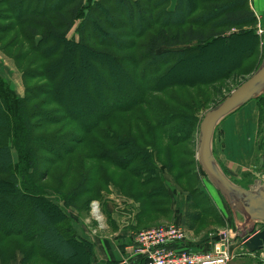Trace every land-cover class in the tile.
Returning <instances> with one entry per match:
<instances>
[{
  "label": "trees",
  "instance_id": "16d2710c",
  "mask_svg": "<svg viewBox=\"0 0 264 264\" xmlns=\"http://www.w3.org/2000/svg\"><path fill=\"white\" fill-rule=\"evenodd\" d=\"M6 21L13 22L7 29L19 33L18 44L21 38L39 57L34 63L39 67L23 70L18 62L24 55L12 57L21 72L23 97L0 79L1 264H25L30 259L93 264V244L73 231L69 224L75 220L47 198L48 191L57 194L64 198L65 209L80 215L85 210L75 205L80 197L101 198L103 191L91 192V184L86 186L90 182L81 174L85 162L79 168L84 180L70 185L67 196L35 180L42 152L51 155L52 166L71 153L70 145H89L95 159L115 167L117 176H127L120 179L121 185L111 181L122 196L138 204L136 232L148 229L139 227L143 218L174 217L176 191L187 195L184 226L189 231L209 218L212 226H225L222 213L200 188L204 184L196 149L182 153L185 143L196 148L193 136L199 119L193 114L196 107L177 89L229 83L259 68L264 35H258L251 0H0V30ZM74 29L77 35L71 38ZM33 80L46 84L29 87ZM41 97L43 107L49 104L51 111L32 105ZM255 102L262 153L264 95ZM38 118L53 129L50 134L36 135L38 124L33 121ZM60 126L62 130H55ZM71 127L74 130L65 133ZM76 166L71 164L67 176L75 174ZM66 183L65 178L60 186ZM129 186L135 197L128 193ZM14 238L32 244L33 250L10 252L2 247Z\"/></svg>",
  "mask_w": 264,
  "mask_h": 264
},
{
  "label": "rangeland",
  "instance_id": "374dc122",
  "mask_svg": "<svg viewBox=\"0 0 264 264\" xmlns=\"http://www.w3.org/2000/svg\"><path fill=\"white\" fill-rule=\"evenodd\" d=\"M96 1H99V0H96ZM173 1H175V0H172V2ZM251 4L253 5V8L256 10V12L260 16L264 17V0H251ZM87 5H88V1H87ZM9 24H13V22L12 21L3 22V26L1 28L2 30H0V50H1L0 51V79H5V80L9 81L12 88L15 90L16 94L19 97H23L25 92H24V86H23V82H22L21 72L18 70V68H16L15 63L11 59H12V57L17 56L18 53H21L22 55H24V58L20 59V61L18 62V67H20L23 70H26V69L35 70L36 68L39 67V65L34 64V63L38 60L39 57L35 53H33L32 51H29V49L27 48L26 42L21 40V38H20V44H18L19 33L17 31H15L16 29H7ZM75 35H77L76 29H74L70 33L69 37L72 38ZM4 50H5V52H4ZM263 62H264V55H263L261 65L250 76L243 77V78L242 77H236L235 80H232L229 83L228 82L227 83L221 82V83H218L214 86H210L209 88H207V87H196L192 90H190V89H177L178 90L177 93L183 98V100L185 102L189 103L193 107L194 106L196 107V108L194 107L195 110H193V114L195 115V117L197 116V118L199 119V125L198 126H200V123H201L204 115H206L207 112L218 107L221 103H223V101L228 96H230V94L233 91H235L239 87V86L236 87L235 84H238V83L243 84L244 82H246L247 80L252 78L258 72V70L262 66ZM190 67L191 66H189L188 68H190ZM183 73H184V71H183ZM44 84H46L45 81H39V80H33V81L28 82L29 87H38V86L41 87ZM262 96H260V97H262ZM38 100H39L38 102H32V105L40 104L41 109H43L45 112L51 111V105L48 106L49 104H45L44 107L42 105V103L45 100V97H41ZM166 102H168V101H166ZM254 102H255V100L251 101L250 103L252 104ZM247 105L244 106L241 110L246 109ZM241 110L237 111L235 114H237ZM235 114L231 115L230 118L233 117ZM165 116H167V115H165ZM44 122H45L44 119L41 120V118H38L37 120L33 121V123L38 124V127L36 129V133H37L36 135L45 134L46 132H48L50 134V132H52L53 129L51 130V127L47 124L44 125ZM40 127H43V128H40ZM126 127H128V126H126ZM55 130H62V126L56 127ZM73 130H74V128L71 127L70 129L66 130L65 133L71 132ZM217 131H220V130L218 129ZM198 138H199V127H198V130H197L195 137L193 136L194 145H196V148L191 146L192 142H189L188 144L185 143L183 148H182V153L183 154L184 153L185 154H193L194 150L196 149L195 152H196V159H197ZM189 140H192V137ZM261 141H263V140H261ZM80 144H82V143H80ZM159 144L163 145L165 143H162L160 141ZM69 147L73 148L72 150H70L71 153L62 157L61 160H58V161L56 160L52 166H51V162L49 160V158H51V155H49L48 153L42 152V154L40 156L42 158V165L40 166L39 174L36 175L35 180H38L37 181L38 185H41V186L43 185V187L46 189L57 190L60 193H62L63 195L67 196V192H68V190H70V185H78L81 183V180H84L83 178L80 177L79 168H81L80 167L81 164L83 162H85V165L83 168L88 173H85L86 171H84L81 174H86V176L88 178L87 182H90L89 185H86L87 188H89V186L91 184V188H93L91 192H96V189H98L100 191H103V193L101 195V198H98V199H95V195L93 197L92 194L84 195V196L80 197L79 200L76 201L75 205L76 206H82L83 208H85V210L82 211L83 215L80 216V214L77 210L72 209V208L69 209L71 213H74V212L77 213L79 216L76 214H74V216H76L77 218L80 219L79 221H74V222L70 223L69 227H71V229L73 231H75L77 234H79V231H78V229H79L83 233L85 231H87L89 237L94 236L95 238L100 239L101 236H105L106 234H108L110 232V230H107L109 228V223H108V219H107V214L105 212V210H106L105 205H107V202H110L108 204L113 203L115 206H117V205H125V206L134 205L136 208H138V206H137L138 204L136 205L135 203L132 202V200L122 196L119 193L120 191L116 188V186L112 185L111 180H113L115 183L117 182L118 184L121 185L122 180L120 181V179L126 178L127 176H125V177L123 175L121 177L117 176L119 174V171H117L115 167H113L111 164L105 163V161H98L97 159H95L96 158V157H94L95 150L92 147H90L87 144H85V145L82 144L80 146H79V144L77 146L76 145H70ZM149 147L152 148V147H154V145L153 144L149 145ZM216 151L217 152H215V150H214L215 155H216V153H218V155H219L220 149L218 147H216ZM261 154L262 153H261V150L259 148V151L257 152V159L258 160L255 162L256 167H257V162L259 161ZM14 156H15L16 161H18V155H17L16 151H14ZM160 162L162 163V161H160ZM191 162H195V161L191 160L190 163ZM217 162H218V160H217ZM73 163L74 164L76 163L77 164L76 167H78V168H76L75 174L72 177L67 176V172H68L71 164H73ZM197 163H198V160H197ZM72 167H75V166H72ZM198 167H200V166L198 165ZM251 169H253V168H251ZM257 169L260 172L264 171V168L257 167ZM199 171H200L201 185L204 184L203 187L201 186L200 188L203 190V192L205 191L204 195H206L209 198V202L210 203L213 202L215 204L217 210L222 213L221 216L225 220V226L224 227L212 226V223H211L212 220H210V218H209L206 220V223H203L202 225L196 226V228H195L196 230L189 231L186 226L181 225V224H178V225L175 224L174 222H176L177 220L176 219L173 220V217L171 219L160 218V217H155V216H153V218L147 217L145 219L143 218L140 220L139 227L142 229H146V228H148V229L140 231V232H136L135 236H133L134 242L136 240L137 235H139L142 232H146V231L156 229V228L168 227L171 225H177L178 228L181 229L182 232L186 234V236L188 235L189 237L198 241V243L204 244L201 246L203 248H201L199 251L197 250L194 252L213 253L216 245H218L220 243V238H221L220 234L226 233L227 239H229L228 235L232 233L231 235L233 236V239L230 237V240L232 242V246L230 247V252H231V255L233 256L232 257L233 259L231 260L230 264H264L262 257H261L262 252H258L255 254L250 253L252 256L245 253V248H243V246L240 242L241 238L240 237L237 238L238 234H240L241 227L238 226L236 224V222H234V218H233L234 216H233L230 208L226 204L225 200L223 199V197H221V195L218 193V191L209 182L206 175L202 173V170L199 169ZM262 174H264V172ZM251 175L252 176H251L250 180L248 181V183L253 182V184H254L255 181H260V182H262V184L264 183V175L259 174V177L253 175V173ZM171 176L174 177L175 174H173ZM65 178H66V181L68 183H66V185L64 187L60 186V182ZM167 178L171 179L169 176H167ZM130 189H132V190L130 191ZM133 189L134 188L132 186H129V188H127L128 193L132 194L135 197L136 193H135V191H133ZM84 193H85V191H84ZM47 195H48L47 196L48 200L54 204H57V206L63 211V213L66 216L70 217L71 221H72V219H74L72 217V215L66 211L67 208L66 209L64 208V206L66 205L65 201L62 200L64 198L57 197V194H56V196L54 194L52 195L51 191H48ZM183 197H184V195L181 193L176 195L177 201L180 205H181V203L184 202ZM88 200H91V201L89 202L90 204L87 206ZM94 201H98L100 206L103 208V212H104V215L106 217V226H108V228H106L107 231L101 232L98 235L93 234L94 231L97 230V232H98L99 229H98V227L95 226V223L91 220V205H92V202H94ZM137 214H138V212L136 214H134V216H129V218L132 220H136ZM81 219H83V220H81ZM157 219H159V220H157ZM237 219H238L239 223L243 222V219L240 218L239 215L237 216ZM132 220H130V221H132ZM151 220H157V221L153 222ZM177 223H178V221H177ZM137 224L138 223H136L135 225H137ZM263 228H264V225L262 224V222H258L254 225L253 229L255 231H257V230H262ZM216 239L218 241H215ZM206 242H211V244L207 245ZM17 246H20V247H17ZM2 247L7 249L10 252H12L13 250H16L18 248L23 249L24 251H27V252H29V251L31 252L33 250L32 244H27L26 242L22 241L21 239H15V238H14V240H9L8 242H6V244L2 245ZM135 250H136V248L134 249V251ZM188 251H190V250H188ZM138 258H140V257H138ZM25 264H43V262L40 263L36 259H30L29 262L25 263Z\"/></svg>",
  "mask_w": 264,
  "mask_h": 264
},
{
  "label": "crops",
  "instance_id": "0c3cea01",
  "mask_svg": "<svg viewBox=\"0 0 264 264\" xmlns=\"http://www.w3.org/2000/svg\"><path fill=\"white\" fill-rule=\"evenodd\" d=\"M235 115L224 120L225 122L223 121L224 123L222 122L223 124L221 123L217 128L220 131L216 130L215 133L214 150L217 152L216 147H218L220 154L216 153L215 155L214 152V155L221 168H224L231 180L233 179L245 188H248L253 184V182L248 183L252 173L257 177H259V174L264 175L262 174L264 171L260 172L255 167V162L258 160L259 142H261L259 138L261 128L260 115L256 102L249 103L246 109L241 110ZM179 193L181 192L176 191L175 194L173 193L175 199L172 207L174 211L173 218L178 221V224L185 225L188 213L187 195L181 193L184 195V202L180 205L176 198V195ZM108 203L110 202H107V205H105L107 214L110 212V215H107L109 223L107 230H110L108 234L98 239L92 235V237H89L87 231L83 233L78 229V235L91 242L94 246L95 257L93 264H140V260H138L139 255L136 250L134 251L135 242L133 236L136 233L134 230L136 220L129 218V216H134L138 212V208L134 205L115 206L113 203ZM66 211L72 215L75 221L80 220L74 216V214L78 215L77 213H71L68 209ZM183 243H190L191 247L187 248L183 246ZM206 244H211V242H206ZM202 245L204 244L198 243V241L187 235L185 241L179 245L171 246V248L178 252L188 250L194 252L203 248L201 247Z\"/></svg>",
  "mask_w": 264,
  "mask_h": 264
},
{
  "label": "water",
  "instance_id": "95a60500",
  "mask_svg": "<svg viewBox=\"0 0 264 264\" xmlns=\"http://www.w3.org/2000/svg\"><path fill=\"white\" fill-rule=\"evenodd\" d=\"M261 84H264V62L252 78L233 91L218 107L204 115L199 126L197 146L200 169L230 208L234 222L241 227L239 237L251 254L264 252V231L258 233L253 229L256 223L264 222V183L255 181L247 189L234 183L215 158L214 139L217 128L224 120L264 95V90L259 92L257 87ZM260 163L264 166V150ZM258 188L262 189V192L256 195L255 190ZM237 197L244 201L235 205ZM238 215L243 222H238Z\"/></svg>",
  "mask_w": 264,
  "mask_h": 264
},
{
  "label": "built area",
  "instance_id": "2783aa9c",
  "mask_svg": "<svg viewBox=\"0 0 264 264\" xmlns=\"http://www.w3.org/2000/svg\"><path fill=\"white\" fill-rule=\"evenodd\" d=\"M255 13L258 19V35L263 36L264 27L262 18L264 19V17L260 16L256 10ZM91 216L98 223V229L102 230L104 228V217L98 202L92 203ZM95 216H99L102 220L98 221V217ZM262 224L264 225V222ZM262 231H264V228L257 230L258 233ZM96 233L97 230L93 234ZM231 234L228 235L229 239H227L226 233L220 234V243L216 245L213 253L178 252L172 249L171 246L179 245L185 241L186 234L177 225L156 228L137 235L136 243L137 246L139 245L137 253L145 258V264H229L233 259L230 252V247L232 246L230 237L233 239ZM240 242L243 248H245L241 239ZM245 253L252 256L248 251ZM261 257L264 263V252L261 253Z\"/></svg>",
  "mask_w": 264,
  "mask_h": 264
},
{
  "label": "bare ground",
  "instance_id": "6f19581e",
  "mask_svg": "<svg viewBox=\"0 0 264 264\" xmlns=\"http://www.w3.org/2000/svg\"><path fill=\"white\" fill-rule=\"evenodd\" d=\"M257 87H259V92L260 91H263L264 90V84H261V85H259V86H257ZM260 192H262V189H260V188H258V189H256L255 190V194L257 195V194H259ZM240 201H244V199H239L238 197L235 199V201H234V204L236 205V204H238ZM94 202H98V201H94ZM93 203V202H92ZM99 203V202H98ZM101 211H102V215H103V217H104V228L102 229V230H99L96 234H94V235H98L99 233H101V232H104V231H106V228H107V226H106V217H105V215H104V212H103V208L101 207ZM95 217H98V221L99 220H102V218H100L99 216H95ZM91 220L95 223V226L96 227H98V223L97 222H95L93 219H92V216H91ZM143 233V232H142ZM137 238V237H136ZM139 246V245H138ZM137 243H136V240H135V248H136V251H137ZM139 255V259L138 260H140V264H145V258L142 256V255H140V254H138ZM231 262V261H230ZM230 262H229V264H230Z\"/></svg>",
  "mask_w": 264,
  "mask_h": 264
},
{
  "label": "flooded vegetation",
  "instance_id": "af4514ba",
  "mask_svg": "<svg viewBox=\"0 0 264 264\" xmlns=\"http://www.w3.org/2000/svg\"><path fill=\"white\" fill-rule=\"evenodd\" d=\"M261 157V156H260ZM255 167H256V165H255ZM257 167H259V168H264V166H262V164L260 163V158H259V161L257 162ZM256 167V168H257Z\"/></svg>",
  "mask_w": 264,
  "mask_h": 264
}]
</instances>
